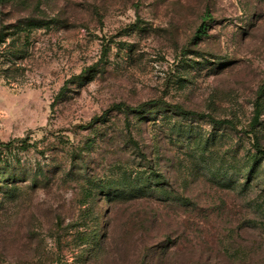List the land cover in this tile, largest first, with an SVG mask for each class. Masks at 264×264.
Listing matches in <instances>:
<instances>
[{
  "label": "rangeland",
  "instance_id": "374dc122",
  "mask_svg": "<svg viewBox=\"0 0 264 264\" xmlns=\"http://www.w3.org/2000/svg\"><path fill=\"white\" fill-rule=\"evenodd\" d=\"M10 141L0 264H264V0H0Z\"/></svg>",
  "mask_w": 264,
  "mask_h": 264
},
{
  "label": "trees",
  "instance_id": "16d2710c",
  "mask_svg": "<svg viewBox=\"0 0 264 264\" xmlns=\"http://www.w3.org/2000/svg\"><path fill=\"white\" fill-rule=\"evenodd\" d=\"M207 16L204 17V20L206 19ZM202 32H205V31H202V28L198 30L197 34H201ZM155 103H157V101H148V102H145L144 104L140 105V106H137V107H131V106H127L126 104H118L115 106V108H126L127 110L129 111H140L142 108L146 107V106H152L154 105ZM175 108L184 113V114H193V115H198V116H204V114L202 113H196V112H193V111H189V110H185L183 107L179 106V105H176ZM13 145V142L10 141V142H0V147H5V148H10L11 146Z\"/></svg>",
  "mask_w": 264,
  "mask_h": 264
}]
</instances>
